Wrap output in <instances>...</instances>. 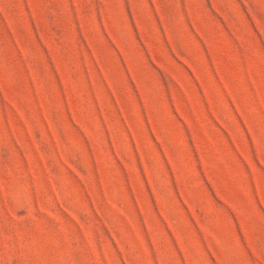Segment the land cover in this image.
<instances>
[{"label":"rangeland","instance_id":"1","mask_svg":"<svg viewBox=\"0 0 264 264\" xmlns=\"http://www.w3.org/2000/svg\"><path fill=\"white\" fill-rule=\"evenodd\" d=\"M0 264H264V0H0Z\"/></svg>","mask_w":264,"mask_h":264}]
</instances>
